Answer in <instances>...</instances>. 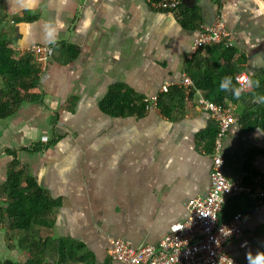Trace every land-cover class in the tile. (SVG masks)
Masks as SVG:
<instances>
[{
	"label": "crops",
	"instance_id": "obj_1",
	"mask_svg": "<svg viewBox=\"0 0 264 264\" xmlns=\"http://www.w3.org/2000/svg\"><path fill=\"white\" fill-rule=\"evenodd\" d=\"M157 1L0 0V34L16 56L34 45L52 50L36 91L40 100L0 119V206L17 162L16 170L60 204L45 214L38 236L77 243L76 257L85 260L77 264H120L108 256L117 238L135 250L157 246L172 226L186 221L188 202L208 195L214 152L209 132L215 126L196 105L197 96L187 98L177 86L203 26L221 14L237 75L252 82L244 90L264 78V0H182L177 11L159 10ZM183 12L190 27L181 22ZM214 59L204 49L193 66L202 69ZM165 86L181 89L184 102L175 101L170 115L147 111L145 100L168 93ZM114 87L127 96L125 112L142 102L145 112L104 113L102 103ZM234 99L226 100L237 122L221 148L224 174L257 187L231 203L247 216L242 238L229 241L225 252L247 264L249 253L264 250V128L246 130L240 121L246 111H256L257 101L250 106ZM9 230L0 225V262L24 255L18 240L26 233Z\"/></svg>",
	"mask_w": 264,
	"mask_h": 264
},
{
	"label": "trees",
	"instance_id": "obj_2",
	"mask_svg": "<svg viewBox=\"0 0 264 264\" xmlns=\"http://www.w3.org/2000/svg\"><path fill=\"white\" fill-rule=\"evenodd\" d=\"M189 19V14H185V12L181 14V22L184 26L190 27V24L188 25L187 23ZM204 49L215 56L214 64L212 65L208 62L202 69H195L193 63L197 60L198 53ZM201 50L193 56L187 67V74L192 78L196 89L218 104L227 105V99L236 101L232 91H229L230 87H237L235 77L240 71L234 62L236 55L234 49L221 43L219 45L206 46ZM56 51H62L61 46H57ZM221 58L224 59L223 66L219 64ZM41 71V66L32 54L24 52L20 57L16 56L10 40L0 34V80L2 82L0 86V119L12 116L25 103H33L40 100L41 96L36 91L41 85ZM225 76L232 77V82L227 90H213L210 87L212 83H216L219 86ZM262 95H264V78L257 86H250L240 95L241 98L249 101L250 106L253 102H258L254 107L256 111L252 113L246 111L240 117V121L244 124L246 130H251L258 126L264 128V102L258 99ZM125 100H127V96L125 97L119 87H114L104 99L101 108L104 113L109 115H124L128 113L141 115L145 112L147 104L144 102L138 104L139 106L128 107L129 112H125L126 107L123 106ZM158 100V108L161 113L170 115L172 108L176 107L175 101L184 102V93L181 89L173 87L168 93L159 96ZM214 126L209 132V143L213 146V150L218 132L215 124ZM17 165V162L12 164L8 179L1 189L0 225L15 233L17 231L26 233L24 238H19L18 240L24 255L21 256L18 262L8 260L0 262V264H77L82 259L76 257L75 249L73 248L77 243L69 240H59L54 244L47 237L38 236L43 231V227H46L44 225L46 221L44 218L45 214L52 212L60 204L51 200L29 176L26 177L23 174V171L16 170ZM245 184L250 186L252 190L257 187L251 179H245ZM237 199L234 201L236 202ZM232 202L230 201L224 207L220 218L221 222L230 219L237 213H246L245 211L239 212V210L233 208ZM35 227L40 230H34ZM82 261L85 260L82 259Z\"/></svg>",
	"mask_w": 264,
	"mask_h": 264
},
{
	"label": "built area",
	"instance_id": "obj_3",
	"mask_svg": "<svg viewBox=\"0 0 264 264\" xmlns=\"http://www.w3.org/2000/svg\"><path fill=\"white\" fill-rule=\"evenodd\" d=\"M182 0H158L153 6L159 10L177 11ZM224 0H219L223 2ZM224 43L231 46L228 29L219 13L211 25L203 26L200 37L195 40L191 52L196 54L206 46ZM42 67L47 64L51 48L34 45L26 49ZM42 73V72H41ZM243 90L250 78L245 74L235 77ZM183 88L187 98L196 95L198 108L209 114L218 132L214 144L213 167L211 171V187L208 195L198 196L187 205V219L172 226L169 234L157 246H146L135 250L128 242L117 238L111 240L108 256L120 264H244L225 252V245L231 240H239L243 236V224L246 214L237 213L228 220L220 221L224 207L235 199L252 194V189L243 181L231 180L224 174L225 158L221 153L224 139L230 127L237 122L234 108L218 104L200 93L188 74H183L177 84ZM169 86L163 88L168 92ZM147 111L158 110V96L145 100ZM259 181V178L256 182ZM246 246V243L241 245ZM264 253V250L263 252Z\"/></svg>",
	"mask_w": 264,
	"mask_h": 264
},
{
	"label": "clouds",
	"instance_id": "obj_4",
	"mask_svg": "<svg viewBox=\"0 0 264 264\" xmlns=\"http://www.w3.org/2000/svg\"><path fill=\"white\" fill-rule=\"evenodd\" d=\"M28 7H30L31 5H27ZM57 29L55 26H53L50 30H49V35H51L53 32H55ZM232 82V77L230 76H225L222 79V82L219 85V88L221 90H227L229 85ZM252 82L249 81V84H251ZM232 95L235 98L240 97L242 91H243V86L241 87H235L233 86L232 89ZM259 101L264 102V95L259 96L258 97ZM247 259V264H264V253L262 252H257L255 255H252L251 253H249L246 257Z\"/></svg>",
	"mask_w": 264,
	"mask_h": 264
}]
</instances>
